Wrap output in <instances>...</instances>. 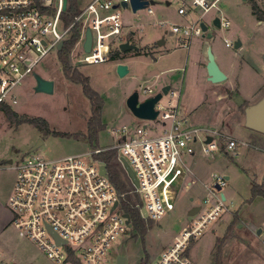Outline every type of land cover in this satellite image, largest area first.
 Returning <instances> with one entry per match:
<instances>
[{"label":"rangeland","instance_id":"374dc122","mask_svg":"<svg viewBox=\"0 0 264 264\" xmlns=\"http://www.w3.org/2000/svg\"><path fill=\"white\" fill-rule=\"evenodd\" d=\"M88 1L81 0V7ZM153 1V14L144 8L134 13L130 5L119 7L124 25L131 31L124 41L134 47L117 48L118 56L105 62L74 61L71 64L88 77L90 86L103 98L100 116L103 128L94 141L46 133L27 122H10L0 111V264L1 261L5 264H55L34 241L20 236L11 223L8 198L13 191L16 171L7 168L8 160L15 163L29 156L59 158L111 147L117 142V136L111 132L113 128L124 123L134 126L142 123L127 107V96L137 90L143 97L142 88L152 86L157 91L164 82L179 89L181 110L184 106L197 118L205 120V124L219 126L234 137L260 146L258 149L239 145L234 151L216 150L207 157L198 152L195 157L186 156L190 168L196 165L202 169L206 185L213 184V173L228 176L226 184L218 191L219 195H224L228 207L197 238L189 241L186 248L189 258L194 264H264V197L251 196L252 184L264 179V151L261 149L264 142L262 138L258 140L264 134L246 125L247 113L264 97V0H220L219 11L212 9L204 15L212 36H194L189 49L178 47L174 35L170 31L165 33L169 25L161 26L156 22L159 19L190 21L177 14V0ZM215 17L227 19L229 25L214 26ZM62 29L59 24V30ZM225 38L233 46H226ZM162 39L164 42L160 44ZM238 39L241 46L235 48ZM208 47L219 67L230 73L228 80L214 83L208 80L207 73L200 71L199 61L207 57ZM82 54L81 41L71 57L79 59ZM117 61L128 65L125 75L117 72ZM34 73L53 80L51 93L35 90ZM34 73L15 86L17 103L12 109L18 115L42 117L50 130L85 133L90 102L80 84L64 77L56 49L38 63ZM218 92L227 95L218 97ZM235 97L243 102L239 104ZM168 99L163 95L162 104L166 105ZM156 130L160 132L162 128ZM38 140L42 143L32 150ZM207 193L204 185L196 181L189 189L178 190L174 208L161 218H142L143 230L130 222L127 233L118 234L110 243L102 256L103 264H115L117 255H124L126 264H142L146 257L149 264H155L161 252L196 218L188 214L190 207L205 206L203 199Z\"/></svg>","mask_w":264,"mask_h":264},{"label":"built area","instance_id":"2783aa9c","mask_svg":"<svg viewBox=\"0 0 264 264\" xmlns=\"http://www.w3.org/2000/svg\"><path fill=\"white\" fill-rule=\"evenodd\" d=\"M219 2L177 0V14L190 21L156 22L169 25L165 33L170 31L176 45L187 49L194 36L203 35L204 15L212 9L219 11ZM123 3L128 6L130 0H89L65 26L59 16L63 0H0V104L12 107L17 103L15 86L34 73L45 56L58 50L74 24L80 28L74 47L82 41L83 54L79 59L71 57L73 47L69 54L71 64L100 63L111 58V52L118 50L131 33L119 10L120 6L126 7ZM152 5L144 7L149 14L154 13ZM218 18L221 26L229 25L227 19ZM87 28L91 32V46L85 52ZM224 43L233 46L227 38ZM157 91L152 86L142 88L145 96L138 92L139 101ZM163 95L169 99L166 105L162 104V97L155 103V119L139 118L142 123L137 126L124 123L113 128L117 142L111 147L59 158L29 156L15 163L11 160L7 168L14 169L16 177L8 209L19 235L34 241L55 264H103L102 256L110 243L118 234L127 233L131 220L128 215L127 222L122 206L124 193H118L111 184L107 169L104 174L101 172L100 165L104 163L91 156L116 149L121 165L123 158L136 178L137 185L129 179L140 199L139 211L143 207L146 218L158 219L174 208L178 190L188 186L185 179H190L192 171L185 159L187 155L198 152L207 157L216 150L234 151L239 145L256 147L218 126L193 123L179 108V89L170 87ZM158 128L162 130L157 132ZM211 177L213 184L205 186V206L199 205L196 218L161 252L155 264H194L186 252L189 241L228 207L218 193L226 184V177L215 173ZM55 236L64 242L58 243Z\"/></svg>","mask_w":264,"mask_h":264},{"label":"trees","instance_id":"16d2710c","mask_svg":"<svg viewBox=\"0 0 264 264\" xmlns=\"http://www.w3.org/2000/svg\"><path fill=\"white\" fill-rule=\"evenodd\" d=\"M81 8V0H66V7L60 12V19L62 23L67 26L79 13ZM55 10V9H54ZM79 24H74L69 30L68 35L61 42L60 47L57 50V56L61 64L62 72L65 78L73 81L76 84H80L83 94L88 98L90 102V114L87 120V128L85 133H67L55 130H50L47 121L42 117H28L24 115H18L11 106L0 104V110H2L6 118L10 122L20 123L27 122L33 124L40 130L46 133H52L60 136H73L75 138H87L90 142L97 138V133L103 128L101 122V110L103 106V98L95 91L89 84L87 76L80 73L76 67H73L69 60V54L74 47L79 37ZM118 56L117 50L111 52V58ZM95 158L102 161L107 169L108 177L111 184L114 186L118 193H124L122 199V206L130 217L131 222L135 227L143 230V217L139 211L140 199L133 192V185L127 176L124 168L117 158V150L110 149L99 152L95 155ZM131 191V192H130ZM251 196H263L264 197V179L261 183H253L251 186ZM142 264H149L148 257H146Z\"/></svg>","mask_w":264,"mask_h":264},{"label":"water","instance_id":"95a60500","mask_svg":"<svg viewBox=\"0 0 264 264\" xmlns=\"http://www.w3.org/2000/svg\"><path fill=\"white\" fill-rule=\"evenodd\" d=\"M149 3L153 4L154 1L153 0H130V6L133 12H136V10L146 7ZM123 5L126 6V3H123ZM65 7H66V0H63L62 9H65ZM212 24L216 27H220L219 18L215 17L212 20ZM201 28L203 30V36H205L206 38H210L212 36V29H210L208 25H206L205 23H201ZM163 42H164L163 39L159 41L160 44ZM60 45L61 43L58 45V48L60 47ZM90 46H91V32H90V29L87 28L85 31V39L83 43L84 51L88 52L90 50ZM240 46H241V41L238 39L234 43V47L238 48ZM132 47L134 46H129L125 42L121 43L119 46V48L122 50H126ZM206 56H207L206 73H207L208 80L214 83L225 80L226 74L219 67L218 63L215 60L214 53L211 51L209 47L206 50ZM116 68H117V72L121 76L125 75L128 71V67L124 63H118ZM34 77H35V87L34 88L36 91H42L46 93H51L53 91L54 82L52 79L43 78L37 73H34ZM169 88H170V85L166 84L161 87L160 91H157L154 95H150L141 101H139L138 91L134 90L127 96L126 105L129 108V110L132 112V114L137 118L155 119L158 113V111L155 110L154 108L155 103L162 97V94L167 93ZM235 99L239 104L243 102L240 99V97H236ZM246 125L249 128L264 134V97L261 99L259 103L252 106L251 110L247 113ZM207 140L209 141L210 139L208 138ZM41 143L42 141L38 140L31 149L32 150L36 149ZM121 161H122V167L126 171L127 176L131 179L134 185H137L136 178L130 166L123 158L121 159ZM10 162L11 160H8V163ZM100 170L103 174L105 173L106 167L104 164L100 165ZM216 187L217 189H220V186L217 185ZM221 196L224 199V195L221 194ZM198 210H199V206L193 205L192 207H190L188 214L191 216L195 215L198 212ZM140 213L143 218L147 216V213L143 207L141 208ZM125 216L127 217V222H128V214L126 213ZM260 232L261 231L259 229L257 233L259 234ZM55 237L58 243L64 242L60 240L57 236ZM115 264H126V257L124 255H117Z\"/></svg>","mask_w":264,"mask_h":264},{"label":"crops","instance_id":"0c3cea01","mask_svg":"<svg viewBox=\"0 0 264 264\" xmlns=\"http://www.w3.org/2000/svg\"><path fill=\"white\" fill-rule=\"evenodd\" d=\"M167 4H168V1H167ZM190 47V46H189ZM189 47L187 48V49H189ZM206 61H207V57H205V58H200V71H202L203 73H205L206 74V66H205V64H206ZM118 63H125V62H123V61H117V64ZM204 64V66H202L201 64ZM128 66V65H127ZM170 69H172V68H170ZM224 71V70H223ZM225 72V71H224ZM225 74H226V79H225V81L226 80H228V78L230 77V73L229 72H225ZM207 75V74H206ZM190 77H188V79H189ZM166 84H168V85H170V87H171V84L169 83V82H164L162 85H161V87L162 86H164V85H166ZM231 89V88H230ZM214 92H215V90H214ZM229 92V89H228V91H227V93ZM227 93H217V96L218 97H223V98H225L226 97V95H227ZM182 108H183V110H181V108H180V110H181V112L183 113V114H187L188 115V117H189V119L193 122V123H198V122H203V123H207V122H205V120H203V119H200V118H197V116H195L194 114H192V112H190L189 110H186L185 108H184V106H182ZM188 111V112H187ZM216 126V125H215ZM219 127V126H218ZM259 138V139H258ZM257 139L258 140H260V138H262V141L264 142V137H258ZM258 149H260V146L259 145H255ZM261 149H263V151H264V148H262L261 147ZM195 156H197V155H194L193 157H195ZM191 169V176H190V179L189 178H187L186 177V182H185V185L188 183V186L187 187H182L181 189H183V188H186V189H189L196 181L197 182H199L200 184H203L204 185V187L206 186V184L204 183V181H203V175H202V173H201V171H202V169L199 167V166H196L195 165V167H191L190 168ZM226 177V179H228V176H225ZM206 189V188H205ZM192 199V198H191Z\"/></svg>","mask_w":264,"mask_h":264},{"label":"flooded vegetation","instance_id":"af4514ba","mask_svg":"<svg viewBox=\"0 0 264 264\" xmlns=\"http://www.w3.org/2000/svg\"><path fill=\"white\" fill-rule=\"evenodd\" d=\"M235 98H236V97H235ZM259 102H260V101H259ZM259 102H258V103H259Z\"/></svg>","mask_w":264,"mask_h":264}]
</instances>
